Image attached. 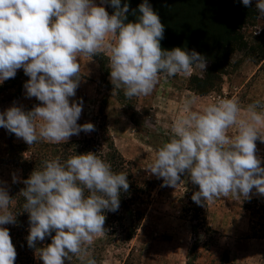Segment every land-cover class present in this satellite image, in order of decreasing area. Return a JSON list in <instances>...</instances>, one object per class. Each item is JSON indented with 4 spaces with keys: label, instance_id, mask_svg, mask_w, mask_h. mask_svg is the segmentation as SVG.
Segmentation results:
<instances>
[{
    "label": "clouds",
    "instance_id": "9594fccd",
    "mask_svg": "<svg viewBox=\"0 0 264 264\" xmlns=\"http://www.w3.org/2000/svg\"><path fill=\"white\" fill-rule=\"evenodd\" d=\"M252 7L253 0H240ZM111 5L112 14L105 5ZM121 0H0V83L23 69L27 98L40 103L31 110L13 104L0 111V127L30 146L39 141L67 143L73 135L95 131L91 122L79 124L83 100H73L81 81V56L107 57L112 95L148 96L161 77L191 75L207 69V57L196 50L164 49L165 25L149 0L132 11ZM255 7L264 16V0ZM198 97L184 101L183 115L171 127L153 161L145 168L162 186L176 188L182 177L198 186L191 197L205 206L218 198L250 200L264 197V161L257 141L264 143V100L242 109L236 97H217L192 110ZM231 130V135L229 132ZM18 195L29 215V248L43 264H96L88 247L106 228V212L120 207L128 192V174L116 172L97 152L45 159L21 180ZM13 197L0 181V264H15L17 250L10 230ZM55 233V235H53ZM51 237V243L37 247Z\"/></svg>",
    "mask_w": 264,
    "mask_h": 264
},
{
    "label": "rangeland",
    "instance_id": "374dc122",
    "mask_svg": "<svg viewBox=\"0 0 264 264\" xmlns=\"http://www.w3.org/2000/svg\"><path fill=\"white\" fill-rule=\"evenodd\" d=\"M222 1L237 5V0H213L219 10ZM95 2L100 4L101 0ZM142 2L123 0L122 5L128 3L131 8L129 20L135 19L132 11ZM149 2L165 25L161 41L164 49L192 46L212 52L214 46L220 45L226 21L219 12L213 16L195 13L191 10L195 3L190 0ZM255 2L253 0L252 7L256 14L236 31V42L225 46L217 57L204 55L208 60L206 70L197 69L188 76L161 77L148 96L128 99L122 90L112 95L110 70L103 53L79 60L84 73L87 72L85 78L92 81L94 89L86 98L78 123L91 122L95 131L73 135L68 142L95 138L106 153L111 146L115 147L132 165L135 179L149 193L139 206L144 217L132 241H125L121 232L117 235L104 232L88 247V258L95 259L96 264H264V237L252 231L255 220L252 207L264 206V197L253 194L250 200L231 196L218 198L200 206V212L196 213L199 206L191 197L198 186L186 176L176 188L162 186V179L145 170L153 161L156 149L168 141L174 121L184 114L186 99L198 97L192 110L217 97H236L242 109L258 99L264 100V16L256 9ZM105 6L109 14L114 12L110 4ZM205 38L212 40L211 45L209 42L202 47L201 41ZM28 79L21 69L14 78L0 84V107L15 101L19 86ZM39 103L35 100L25 110ZM26 145L15 134L0 127V181L6 182L9 195L18 184L12 182L13 174L23 178L19 154L23 152L26 158L31 156ZM257 148V155L264 161V143L258 140ZM35 264H43V261L36 257ZM72 264H80V261L74 257Z\"/></svg>",
    "mask_w": 264,
    "mask_h": 264
},
{
    "label": "trees",
    "instance_id": "16d2710c",
    "mask_svg": "<svg viewBox=\"0 0 264 264\" xmlns=\"http://www.w3.org/2000/svg\"><path fill=\"white\" fill-rule=\"evenodd\" d=\"M190 1H194L195 3L194 8L191 6V10L194 9L195 13L200 12L213 16L214 14L217 15L216 12H219L222 15L221 17L226 21V32L223 36L221 34L219 39L220 45L217 46V48L214 46L212 52L209 50H198L192 46L187 48L189 51L194 49L203 55H211V57L219 56L221 54L219 52L220 50L223 48L225 49V46H230L233 42H236V31L240 29L245 21L253 19L256 14L253 7H245L240 2V0H237V5L222 1L220 10L218 8L219 6L214 3L213 0ZM121 2H123V0H121ZM111 10L114 11V9ZM211 41L212 40L209 38L203 39L201 41L203 43L202 47L207 46L209 42L211 45ZM24 84L25 82L19 86V89L16 93L18 95L15 97V99L20 97ZM24 147L28 151H31V156L26 158L23 155V152L19 154L20 158L18 159V162L20 164V168L23 170L22 180L27 179L35 167H39L41 162L45 159L59 156L63 161L70 155L85 153L88 151L97 152L98 155H100L112 165L114 171H122L127 173L130 184L129 190L126 193H121L120 207L118 211L114 213L106 212L107 218L105 223V233L108 235H117L119 232H121L125 237V241H132L137 236L142 219L144 217V213L139 206L145 201L146 197H149V193L148 189H146L135 179L132 165L121 156L115 147L111 146V148H109V152L106 153L103 150L102 145L95 138L75 140L60 144H45L44 142H37L30 147L28 144ZM24 187L25 185L23 183H18L13 187L10 195L13 197V203L10 205L9 210L12 211L14 215H16V223L7 224L4 225V227H7L10 230L13 244L18 253L15 264H35V249L28 247L26 239L29 234V215L28 213L23 212V204L25 201L22 196L18 195L20 190ZM198 206L199 207L195 209L196 213L200 212V205ZM252 213L255 218V220H253L252 231L255 233V235L264 237V206H253ZM53 235H55V233H53ZM49 243H51V237H46L43 242L37 243V247H44Z\"/></svg>",
    "mask_w": 264,
    "mask_h": 264
},
{
    "label": "crops",
    "instance_id": "0c3cea01",
    "mask_svg": "<svg viewBox=\"0 0 264 264\" xmlns=\"http://www.w3.org/2000/svg\"><path fill=\"white\" fill-rule=\"evenodd\" d=\"M84 57L85 56H81L79 58V60H83ZM21 69H19V70H21ZM84 71L85 70L81 68V73H80L81 81H80L79 87L77 89L76 96L73 99L76 101H79L82 99L83 100V107L86 106V104H85L86 98L88 96L90 97V95L93 94V89H94V87H93L94 85H93L92 81H89L87 78H85V75H87V72L84 73ZM6 81H4L0 84L5 83ZM35 100H37V99L34 97L33 98H27L26 97L25 89L23 87V90L21 92L20 97L17 98L15 101L8 103V104H5L2 107H0V111L6 110L7 108L11 107L13 104H16L17 106H23L24 109H27L29 107V105H31V103H33Z\"/></svg>",
    "mask_w": 264,
    "mask_h": 264
}]
</instances>
